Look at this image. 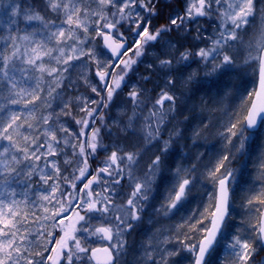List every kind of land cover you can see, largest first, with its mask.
I'll use <instances>...</instances> for the list:
<instances>
[{"label": "snow or ice", "instance_id": "1", "mask_svg": "<svg viewBox=\"0 0 264 264\" xmlns=\"http://www.w3.org/2000/svg\"><path fill=\"white\" fill-rule=\"evenodd\" d=\"M158 3L91 0L85 5V0H47L46 10L54 18L46 19L31 5L23 7L21 0H0V264H119L127 249L126 236L142 220L161 184L166 187L161 203L154 207L157 215H175L192 203L200 182L195 163L190 168L177 165L171 184L160 174L162 157L183 136L178 126L168 129L176 120L179 99L172 58L159 60L166 79L155 100L135 85L128 93L132 110L122 130L139 134L145 145H162L147 171L137 173L145 149L133 144L129 151L119 141L105 144L102 132L112 135L107 110L138 59L165 33L190 32L189 25L201 17L213 21V34L199 25L196 29V38L207 46L179 52L175 65L185 62L190 67L198 58L206 76L224 75L236 69L232 51L240 45L247 53L245 65L256 66L258 88L241 99L247 107L221 124V150L211 167L205 165L206 174H201L212 186L205 193L203 210L193 209L176 226L175 235L161 231L159 237L149 236L141 246V264H168L181 251L187 253L189 264H214V258L224 264L218 256L222 249L232 264H248L252 238L241 236L239 228L235 234L229 231L235 226L234 196L241 183H247L242 171L247 160L241 169L232 164L241 157L251 159L252 145L264 134V28L243 40L254 15V0H188L182 14H169L166 24L153 29ZM90 28L95 32L91 40ZM96 37L103 40L102 48L93 44ZM76 62L86 69L95 64L98 83L91 84L86 76L85 83L99 99H64L65 81L71 83L65 73ZM196 77L197 73H190L183 82L191 83ZM249 97L254 98L249 101ZM57 100L59 112L52 107ZM37 101L44 106L40 115ZM73 106L78 109L75 115ZM62 116L71 117L74 125L62 121ZM193 135L198 137L199 130ZM253 166L264 179V141ZM34 176L40 186L34 187ZM124 182L131 191L117 203ZM254 201L264 205V183L246 190L245 206ZM29 205L41 210L32 211L31 220L24 211ZM183 226L187 232L180 231ZM252 231L264 243V213ZM173 240L182 247H166Z\"/></svg>", "mask_w": 264, "mask_h": 264}, {"label": "rangeland", "instance_id": "2", "mask_svg": "<svg viewBox=\"0 0 264 264\" xmlns=\"http://www.w3.org/2000/svg\"><path fill=\"white\" fill-rule=\"evenodd\" d=\"M188 0L185 1V5H187ZM47 0H44V7H46ZM91 0H85V5L90 4ZM31 2H29V5ZM173 7V5H171ZM178 5H174V9H176ZM254 6H255V11L254 15L249 17V24L246 26V31L242 33V38L244 41H248L251 38L255 37L256 35L259 34L262 28H264V0H254ZM27 7V5H26ZM92 7H95L93 4ZM48 12V14L44 15L46 19H53L54 14L50 13L49 11L45 10ZM172 11H170L171 14ZM205 21L203 17L197 18V23H192L189 25L191 28V31H194V33L191 35V43H190V50L196 51L198 47H206L207 42H201L198 40L197 37V26H201L204 29H207L208 34H213V27L212 23L213 21L208 20ZM35 25H39L38 22H35ZM180 36L182 39H184V36L187 31L180 30ZM23 35L22 33H20ZM169 39H162L160 40V43L153 42L152 45L147 49L146 54L143 55L138 59V62H140V65H142L145 70L152 72V73H158V74H163V72L159 68V58L158 54L162 53L165 55H171L174 54L178 49L181 51V39H178V43L175 42L177 39L174 36V32L172 31L170 33ZM92 37H95V32L89 30V36L88 38L91 40ZM99 39V37H96ZM95 38V39H96ZM93 44L97 48H101L100 44L97 45L95 43V40L93 41ZM188 48V47H187ZM171 51L172 53H169ZM232 54L234 55L235 61H236V69L232 72H228L227 74L224 75H214V76H206L204 72V66L203 64L198 62H193L191 63L190 67L185 66V62H181L180 65H175V60L178 59L177 57H173L172 59L174 60V66L177 67V71L173 74H177L175 77L176 80V87H175V93L179 97L177 100V112L181 113L183 112V108L179 109L178 106L181 104H189L188 106L184 107V111H190L191 109H194V107L191 104V96L194 94V92L198 89V87H202V85L206 86L207 84L211 83H216L219 80L225 81L226 84L234 85L235 86V94L239 97L238 99H242L244 97H247V93L252 91V85L254 84L255 86V77L257 74V71L255 70V65H245L244 61L246 58V50L240 46L237 45L236 49L232 51ZM129 55H132V53H129ZM165 59H168V57H165ZM191 60V58H190ZM77 66L75 68L70 69L68 73H65L66 77H69V80L71 83H69L67 80L65 81V91H64V99H69L72 98L74 99L77 96H85L89 98H94V99H99V97H96L94 93L91 91V87L89 84L85 83V76L87 77L88 81L91 82V84H97L98 83V77L95 75V64H90V68L86 69L80 65L79 62H76ZM149 65H153L152 68H149ZM147 68V69H146ZM148 71V72H149ZM197 73L196 79H194L191 83L184 84V79L190 74V73ZM138 74V73H136ZM134 74V76L136 75ZM141 74V72H140ZM147 74V73H146ZM141 74L143 81L145 77L148 78V76H151L152 74L149 73L147 74ZM182 74V75H181ZM156 75V74H153ZM136 78L140 80V77L136 75ZM222 78V79H220ZM149 79V78H148ZM178 81V82H177ZM209 81V83H208ZM244 84V86H243ZM137 86V84H132L131 82L127 81L126 86H128V90H131L133 86ZM228 91L230 89H227ZM246 90V91H245ZM59 91V89H58ZM204 91L200 90V93L198 94V99L201 100L202 97H204ZM228 93L230 92H225V96L228 97ZM152 97V100H154L153 95L150 94ZM155 96V95H154ZM223 98L220 99V102L217 104H214L212 108L208 110L209 115V120H213V125L215 127L214 134L216 133V136H218V132L222 130L221 124L227 121L228 116L230 115V109L233 106L230 101L226 100L224 96ZM198 101V100H197ZM225 101V102H224ZM59 100L53 102V109H55L57 112H59V108L57 107V104H59ZM234 103V102H233ZM194 105V104H193ZM43 106V105H42ZM191 106V108H189ZM179 109V110H178ZM131 110H132V104L129 100L128 95L125 93L124 95H119L118 97L115 96L112 104L110 105V108L107 110L108 113V123H111L114 126V130H111L112 135L108 136L106 135V131L102 132V135L107 137L106 139H110L108 142V145H111L113 143V137L118 135V132L122 135L120 136L121 139L127 144L125 148L129 151L132 150V145L133 144H139L144 150L143 152V157L139 162V166L137 169V172L139 175H143L144 172H146V168L148 164L151 162L152 159H154L155 155H157L161 148V145L159 146L158 144L153 145H145L144 142L140 139L139 134L138 135H130L128 133H125L122 129L123 127L127 124V119L128 116L131 115ZM78 109L73 106V114L75 115ZM44 112V106L42 108V112L38 113L37 110V115H40V113ZM62 121H67L69 123H72L74 125V121H72L71 117H61ZM29 122H33L31 119ZM51 122V121H50ZM115 122V123H114ZM179 122V123H177ZM182 124H187V121L184 119H176L175 121H172L168 125V129L171 130L173 127L178 126L182 130ZM181 125V126H179ZM139 131V125H137V132ZM21 132H24V129H21ZM168 131L164 132V136L167 138L168 136ZM126 139V140H125ZM220 139V138H219ZM178 141V138L175 140ZM256 141H259V146L255 150V155L256 158L259 155V148L261 141H264V134H262ZM160 147V148H159ZM251 162H254L251 160ZM181 166V165H180ZM253 167V171H255V176H247L245 173L243 176H247L246 178H251L252 180L255 181H261V177L259 173L257 172L256 168L251 164ZM183 167L185 168H190L191 166L188 164H185ZM237 169H241L240 167H237ZM161 172L163 174H167V171L165 172V168L161 169ZM202 178V177H201ZM203 179V178H202ZM172 180H173V173H172ZM34 187L35 186H40V181L38 176L33 177L32 181ZM131 191V189H130ZM208 192V191H207ZM130 193V192H129ZM31 195V194H30ZM124 199L127 198V195H123ZM117 201H120L119 199ZM121 201L120 203H122ZM204 205L201 207V210L203 209ZM41 210L39 209V212ZM154 214L153 219H150V215ZM172 216V215H171ZM164 217L162 215H157L154 212V207L152 208L151 201L149 202V206L147 207L146 211L142 215V220L136 224L135 229L128 234L126 237H129L127 240V249L126 252L121 254L119 258V264H141V258H142V245L146 241V239L149 236H157L159 237L160 232H175L176 226L177 225H171L169 224L170 217ZM168 222V223H167ZM96 246V245H93ZM169 249H172V243H169L166 245ZM184 252V251H183ZM185 254H187L185 252ZM44 255H47L45 253ZM264 264V263H263Z\"/></svg>", "mask_w": 264, "mask_h": 264}, {"label": "trees", "instance_id": "3", "mask_svg": "<svg viewBox=\"0 0 264 264\" xmlns=\"http://www.w3.org/2000/svg\"><path fill=\"white\" fill-rule=\"evenodd\" d=\"M178 0H159V3L157 4V10L159 12V15L156 17L152 18V27L154 28H159L162 24H166L167 18L170 14V11L172 10V6L174 3H177ZM186 0H181V2H185ZM29 2H31V6L39 11V14L44 16L48 14L46 12V7H44V0H21V4L23 7H26V5H29ZM175 5V4H174ZM183 11V8L179 9L176 8L175 11ZM206 23H208V19L205 18ZM204 22V24H206ZM37 29L40 28L38 25H34ZM21 27H24V25H21ZM28 31H32L31 28L28 29ZM172 32V31H171ZM171 32L165 33L163 37L160 39H169V36ZM174 36L177 38L175 40L176 43H178V39H181V51H184L187 47L188 49L190 48V43H191V35L194 33V31L186 32L184 39L181 38L180 32L179 31H173ZM24 34V33H22ZM160 40L157 43H160ZM95 43L99 45V39H95ZM177 51L171 55V58L177 57L179 55L180 49L177 47ZM169 53H172L169 51ZM161 59H165V57L170 58V55H165V54H158ZM143 66L140 65V62H137L136 65L133 66L134 70L130 71L128 73V76L126 77V82L129 81L132 84H137L139 88L144 89L145 93L144 95L146 97H151L150 94L153 95L154 100L157 98V94L160 90L161 87L164 85V81L166 79L164 73L163 74H158V73H152L144 68ZM147 69V68H146ZM149 74L151 73V76L145 77L146 81H143V78L141 74ZM138 73V74H136ZM140 77V80L136 78V75ZM156 74V75H153ZM177 74H173V77L175 79ZM222 79V78H220ZM178 82V81H177ZM209 83V81H208ZM244 86V84H243ZM227 89H230L229 91ZM201 91H204V97L201 98V100L198 99V94ZM254 90V84L252 85V91ZM130 90H128V86H122V90L119 92L117 97L119 95H124L125 93L128 95ZM246 91V90H245ZM225 92H230L228 93V97L225 96ZM43 95V94H42ZM155 95V96H154ZM226 98V100L230 101L233 106L230 109V114L233 112L237 111H242L244 107H247L248 104L245 103L244 105H241V99H238L239 97L235 94V86L232 84H226L225 81L219 80L215 84L214 83H206L205 85H202V87H198V89L192 94L191 96V104L194 109H191L190 111L185 112L184 107L188 106L189 104H181L179 109L183 108V112L179 113L177 112L176 119H184V121H187V124H182V132L183 136L178 138V141H175L169 150L168 153H166L162 159H163V164L161 165V169L165 168V172L167 171V174H163L162 172L160 173L165 179L167 184H171L172 182V173L173 170L177 167V165L184 166L185 164H188L192 166L193 163L197 165V172L195 175L199 178L200 182L197 183L196 188L194 189V195L195 199L192 201V203L187 204L184 209H182L179 213H176L175 215H172L169 220V224L173 225H181L182 224V219L186 218L192 211L193 209H199L201 210V207L207 203V197L205 193L207 191H212V186L204 180L203 176L201 174H206L205 170V165L208 167H211L215 163V158L217 153L221 150L222 143L221 140L216 136V133L214 134L215 127L213 125V120H209V113L208 110L213 107L214 104H217L220 102V99ZM152 98V97H151ZM252 97H249L248 100L250 101ZM198 100V101H197ZM225 102V101H224ZM234 102V103H233ZM39 107L37 108L38 113L42 112L43 106L40 104V101L36 102ZM194 104V105H193ZM17 110H21L22 106H13ZM29 107H32V105H29ZM191 108V106H189ZM178 109V110H179ZM145 111H147L145 109ZM187 117V119H185ZM111 127V130H114V126L111 123H108ZM207 125V127H205ZM181 126V125H179ZM199 130L200 135L198 137H194L193 133L195 130ZM107 132V130H105ZM104 131V132H105ZM118 135L122 136L119 132ZM115 136L113 137V142L114 141H119L122 147L125 148L127 144L123 141V139L120 138V136ZM104 139V143L108 144L110 139ZM168 138V136H167ZM164 136V139H167ZM259 141H256L252 145V158L248 159L247 157H241L239 160L234 162L232 164V167L234 169H237V167L242 166L244 164L245 160H247V167L242 169L243 174L245 173L247 176H255V171H253V167L251 164H253L252 161L256 159L255 150L258 148ZM159 146L161 144H158ZM162 147V145H161ZM160 148V147H159ZM160 154V151H158ZM199 157V159H197ZM100 159H103V154H101ZM96 165H93L95 167ZM148 167V166H147ZM147 170V168H146ZM138 173V172H137ZM139 174V173H138ZM246 176V177H247ZM203 179H202V178ZM243 176V181H246L247 183H241V189H238L233 200V205L231 209V214L232 218L234 221V227L230 228L229 231L233 234H235V231L237 228L240 230V235L241 236H250L252 238V254L251 258L248 260V264H263L264 263V249L260 246L259 240L256 239V233L252 231V225H255L257 221L259 220L260 212L262 209L263 205H260L258 202L253 203L251 206H245V196H246V190L250 187L254 188H259L261 183H264V179L261 181H255L252 180L251 178H246ZM159 183V181H157ZM166 185L161 184L159 187V190L154 193L155 199L151 200L152 208L153 207H158L159 204L162 201L163 195H164V190H165ZM122 193V198L119 199L120 201H117V203H120L121 201L124 200L123 195H128L130 192V188L127 186V182H124L123 187L120 189ZM203 210V209H202ZM201 210V211H202ZM24 211L29 213V218L31 220V212L36 211L39 213V209H31V206L29 205L28 208H25ZM154 214L150 215V219H153ZM168 223V222H167ZM180 231L187 232L188 229L186 226H183ZM172 235L176 234L175 232H171ZM183 238V237H181ZM129 237H126V240H128ZM130 240V239H129ZM182 246L176 241H172V248H181ZM219 260L224 261V264H232L231 258H226L225 252L222 249L219 253ZM187 254L185 252L181 251L179 255L170 257L168 264H189L188 259L186 258ZM214 264H218V261L214 258Z\"/></svg>", "mask_w": 264, "mask_h": 264}, {"label": "flooded vegetation", "instance_id": "4", "mask_svg": "<svg viewBox=\"0 0 264 264\" xmlns=\"http://www.w3.org/2000/svg\"><path fill=\"white\" fill-rule=\"evenodd\" d=\"M174 4L178 5L176 8H179V9L183 8V11H184V8L186 7L185 3L184 2L182 3L181 0H178L177 3H174ZM174 4H173L172 10H171L172 11L171 14H173V15L176 14V13H180L181 14L183 11L182 12H180L179 10L175 11Z\"/></svg>", "mask_w": 264, "mask_h": 264}, {"label": "water", "instance_id": "5", "mask_svg": "<svg viewBox=\"0 0 264 264\" xmlns=\"http://www.w3.org/2000/svg\"><path fill=\"white\" fill-rule=\"evenodd\" d=\"M100 43H101V46L103 47V40L102 39H100ZM257 88H258V73H257V79H256L255 89H257ZM252 98H254V97H252ZM261 213H264V205H263V207L261 209ZM261 213H260L259 219L261 218ZM260 245H261L262 248H264V243L260 242Z\"/></svg>", "mask_w": 264, "mask_h": 264}]
</instances>
